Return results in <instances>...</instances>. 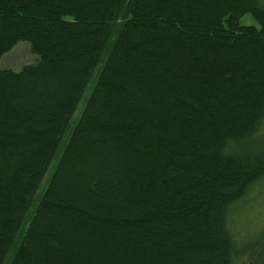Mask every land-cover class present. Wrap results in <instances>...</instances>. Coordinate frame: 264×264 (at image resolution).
<instances>
[{"label": "trees", "instance_id": "obj_1", "mask_svg": "<svg viewBox=\"0 0 264 264\" xmlns=\"http://www.w3.org/2000/svg\"><path fill=\"white\" fill-rule=\"evenodd\" d=\"M20 42L0 264H264L228 219L264 177V0H0V60Z\"/></svg>", "mask_w": 264, "mask_h": 264}, {"label": "rangeland", "instance_id": "obj_2", "mask_svg": "<svg viewBox=\"0 0 264 264\" xmlns=\"http://www.w3.org/2000/svg\"><path fill=\"white\" fill-rule=\"evenodd\" d=\"M239 23L246 26L254 25L257 28H260V24L256 21V19L251 14H245L240 17ZM38 61V56H36L30 50V46L24 42H20L15 46L10 52L4 54L0 60V68L3 69H13L15 71H19L22 69L23 65H32ZM99 71V68L93 72L95 75ZM90 89L89 86L85 90L82 100L86 101L89 95ZM84 105H82L83 107ZM81 104L78 105L76 112L71 117L69 130L75 125L76 119L79 117L80 112L82 111ZM261 130H264V120L261 122ZM68 130V131H69ZM69 134V133H68ZM57 159L51 164L48 169L45 177L38 187V191L34 197V201L32 202V206L29 208L28 217L25 222L22 224V233L18 235V238L15 242V245L12 246V249L18 246V240L23 235V231L26 229L29 224V217L33 213L35 205L39 202V198L42 193L46 189V185L50 178V173H52V168L56 166ZM233 212L229 219V227L239 241H247L251 245L256 242H260L264 239V177L259 179L255 185L249 188L247 196L241 199L240 202L234 207L231 211ZM242 247H248V245H241ZM11 253L9 259L11 258ZM244 260H248V256L245 255ZM8 261L6 262V264ZM247 263V262H245ZM248 264V263H247Z\"/></svg>", "mask_w": 264, "mask_h": 264}]
</instances>
